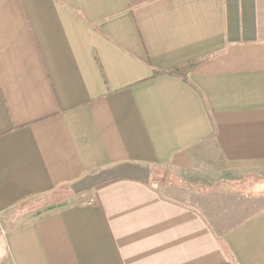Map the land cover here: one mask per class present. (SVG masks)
<instances>
[{"label":"crops","instance_id":"crops-1","mask_svg":"<svg viewBox=\"0 0 264 264\" xmlns=\"http://www.w3.org/2000/svg\"><path fill=\"white\" fill-rule=\"evenodd\" d=\"M0 222V264H264V0H0Z\"/></svg>","mask_w":264,"mask_h":264},{"label":"rangeland","instance_id":"rangeland-1","mask_svg":"<svg viewBox=\"0 0 264 264\" xmlns=\"http://www.w3.org/2000/svg\"><path fill=\"white\" fill-rule=\"evenodd\" d=\"M165 174V173H164ZM166 176H173V177H177L178 175L177 174H172L170 172H166L165 174ZM259 182L257 181H253L250 177L241 182V186H235L234 189L239 191V192H244V193H247V191H244V190H252L254 191L256 189V185H258ZM222 186L221 185H216L213 189L215 190H218L220 189ZM68 194V191H63L61 192V194H57V195H54V196H50V197H45V198H42V199H39L37 201H34V202H31L29 203L27 206V208H32V207H45L46 205H48L49 203H51L52 200H58L59 198H64L66 197ZM0 226H1V222H0Z\"/></svg>","mask_w":264,"mask_h":264},{"label":"built area","instance_id":"built-area-1","mask_svg":"<svg viewBox=\"0 0 264 264\" xmlns=\"http://www.w3.org/2000/svg\"><path fill=\"white\" fill-rule=\"evenodd\" d=\"M92 203H93V200H88V201L86 202L87 205L92 204Z\"/></svg>","mask_w":264,"mask_h":264}]
</instances>
